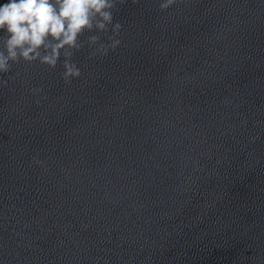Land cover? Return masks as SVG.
I'll list each match as a JSON object with an SVG mask.
<instances>
[{"label": "water", "instance_id": "95a60500", "mask_svg": "<svg viewBox=\"0 0 264 264\" xmlns=\"http://www.w3.org/2000/svg\"><path fill=\"white\" fill-rule=\"evenodd\" d=\"M159 3L0 75L4 264H264V0Z\"/></svg>", "mask_w": 264, "mask_h": 264}, {"label": "clouds", "instance_id": "9594fccd", "mask_svg": "<svg viewBox=\"0 0 264 264\" xmlns=\"http://www.w3.org/2000/svg\"><path fill=\"white\" fill-rule=\"evenodd\" d=\"M179 2L160 0L159 7L166 11ZM117 3L120 0H7L0 4V75L8 74L11 65L20 61L54 69L63 56V80L67 83L79 79L81 71L71 61L73 52L81 48L79 38L85 32L105 33L109 28L113 36H118L122 26L113 23ZM98 40L93 35L89 42L96 45ZM119 45L120 40L113 39L110 48L101 45L97 51L106 56ZM6 85V80H0V87ZM41 93V88L31 89L34 96ZM256 139L250 137L249 142L255 143ZM33 162L42 163L36 159Z\"/></svg>", "mask_w": 264, "mask_h": 264}]
</instances>
